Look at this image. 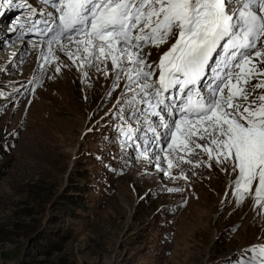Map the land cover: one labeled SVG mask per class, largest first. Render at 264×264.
Instances as JSON below:
<instances>
[{
  "label": "rangeland",
  "instance_id": "374dc122",
  "mask_svg": "<svg viewBox=\"0 0 264 264\" xmlns=\"http://www.w3.org/2000/svg\"><path fill=\"white\" fill-rule=\"evenodd\" d=\"M26 14L0 28V264H235L264 244V210L252 196L238 202L233 176L184 163L187 180L180 168L169 177L124 147L111 73H56L72 63L58 50L42 72L47 49L33 44L46 38L9 34ZM171 42L146 50L149 61Z\"/></svg>",
  "mask_w": 264,
  "mask_h": 264
},
{
  "label": "snow or ice",
  "instance_id": "6c2138e0",
  "mask_svg": "<svg viewBox=\"0 0 264 264\" xmlns=\"http://www.w3.org/2000/svg\"><path fill=\"white\" fill-rule=\"evenodd\" d=\"M42 3L38 9L29 0H0V28L4 17L23 8L26 15L7 22L9 34L46 38L33 44L47 49L39 56L42 72L59 61L58 50L72 63L56 64V73L61 67L86 78L93 68L106 79L111 73L112 89L121 92L115 107L124 147L140 150L169 177L180 168L178 179H188L184 163L215 165L233 176L238 202L252 196L264 210V91H258L264 89V0ZM170 41L159 61L150 62L146 50ZM200 155L207 159H191ZM235 264H264V244L242 249Z\"/></svg>",
  "mask_w": 264,
  "mask_h": 264
},
{
  "label": "bare ground",
  "instance_id": "6f19581e",
  "mask_svg": "<svg viewBox=\"0 0 264 264\" xmlns=\"http://www.w3.org/2000/svg\"><path fill=\"white\" fill-rule=\"evenodd\" d=\"M38 50V49H37ZM38 52V51H37Z\"/></svg>",
  "mask_w": 264,
  "mask_h": 264
}]
</instances>
